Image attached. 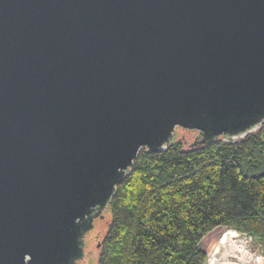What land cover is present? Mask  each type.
<instances>
[{"label":"water","instance_id":"water-1","mask_svg":"<svg viewBox=\"0 0 264 264\" xmlns=\"http://www.w3.org/2000/svg\"><path fill=\"white\" fill-rule=\"evenodd\" d=\"M264 124V0H0V264H81L143 149Z\"/></svg>","mask_w":264,"mask_h":264},{"label":"trees","instance_id":"trees-1","mask_svg":"<svg viewBox=\"0 0 264 264\" xmlns=\"http://www.w3.org/2000/svg\"><path fill=\"white\" fill-rule=\"evenodd\" d=\"M107 210L97 264H205L227 232L264 248V124L235 143L141 150Z\"/></svg>","mask_w":264,"mask_h":264},{"label":"rangeland","instance_id":"rangeland-1","mask_svg":"<svg viewBox=\"0 0 264 264\" xmlns=\"http://www.w3.org/2000/svg\"><path fill=\"white\" fill-rule=\"evenodd\" d=\"M195 135L196 132L194 131L177 128L172 142H180L184 147H188L193 141ZM110 219L111 213L109 210H106L103 219L105 223L100 221V223H98L99 225H97L101 232V236L104 235ZM101 236L99 237V240L101 239ZM250 240L258 248V253L254 249H251ZM99 249L100 247L97 248L95 245L88 246L86 257L81 264H97ZM211 255H214L215 264H264V248H262V246L253 238H250L245 234L233 232L225 233Z\"/></svg>","mask_w":264,"mask_h":264},{"label":"flooded vegetation","instance_id":"flooded-vegetation-1","mask_svg":"<svg viewBox=\"0 0 264 264\" xmlns=\"http://www.w3.org/2000/svg\"><path fill=\"white\" fill-rule=\"evenodd\" d=\"M101 221L104 223L103 220H101ZM100 236H101V232L99 231V229L96 228V231L87 237L88 246H94L95 245L97 248L100 247V245H101L100 240H99Z\"/></svg>","mask_w":264,"mask_h":264},{"label":"bare ground","instance_id":"bare-ground-1","mask_svg":"<svg viewBox=\"0 0 264 264\" xmlns=\"http://www.w3.org/2000/svg\"><path fill=\"white\" fill-rule=\"evenodd\" d=\"M251 249H254L256 252L258 251V248L256 247L255 244H251ZM205 264H215V260H214V257L213 255H211L208 260L206 261Z\"/></svg>","mask_w":264,"mask_h":264},{"label":"built area","instance_id":"built-area-1","mask_svg":"<svg viewBox=\"0 0 264 264\" xmlns=\"http://www.w3.org/2000/svg\"><path fill=\"white\" fill-rule=\"evenodd\" d=\"M251 238V237H250Z\"/></svg>","mask_w":264,"mask_h":264}]
</instances>
